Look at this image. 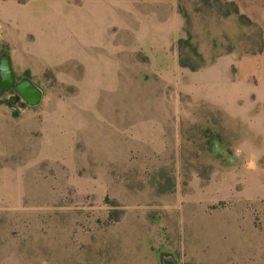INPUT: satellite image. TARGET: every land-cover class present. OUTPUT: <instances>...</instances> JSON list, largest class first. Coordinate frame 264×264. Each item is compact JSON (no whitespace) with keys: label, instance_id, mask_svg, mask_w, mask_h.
Masks as SVG:
<instances>
[{"label":"rangeland","instance_id":"374dc122","mask_svg":"<svg viewBox=\"0 0 264 264\" xmlns=\"http://www.w3.org/2000/svg\"><path fill=\"white\" fill-rule=\"evenodd\" d=\"M177 9L195 63L259 49L227 0ZM53 65L22 75L13 58L17 80L43 93L37 107L0 90V264H264V201L187 200L233 155L237 124L155 75H120L117 93L90 97L78 68Z\"/></svg>","mask_w":264,"mask_h":264},{"label":"crops","instance_id":"0c3cea01","mask_svg":"<svg viewBox=\"0 0 264 264\" xmlns=\"http://www.w3.org/2000/svg\"><path fill=\"white\" fill-rule=\"evenodd\" d=\"M229 1L261 32V51L225 55L194 72L178 64V0H0V44L22 75L54 70V62L78 68L90 97L114 95L120 75L143 72L219 113L240 128L233 155L206 184L195 177L187 200L264 201V0Z\"/></svg>","mask_w":264,"mask_h":264},{"label":"water","instance_id":"95a60500","mask_svg":"<svg viewBox=\"0 0 264 264\" xmlns=\"http://www.w3.org/2000/svg\"><path fill=\"white\" fill-rule=\"evenodd\" d=\"M0 90H11L14 95L9 98L12 106L18 109L37 107L42 100V91L30 79L17 80L7 53L0 55ZM169 263L168 260L165 261Z\"/></svg>","mask_w":264,"mask_h":264},{"label":"trees","instance_id":"16d2710c","mask_svg":"<svg viewBox=\"0 0 264 264\" xmlns=\"http://www.w3.org/2000/svg\"><path fill=\"white\" fill-rule=\"evenodd\" d=\"M228 5L233 8V14L238 15L242 20L246 21L248 24L252 25V22L245 16L242 15L236 6L235 3L228 1ZM177 49H178V64L181 68L187 69L189 71H197L200 68H202L204 65L203 63H195L192 61L191 57L197 60H201L200 55L197 53L196 49L192 47V45L189 43L186 39H179L176 43ZM185 49H188V52H184ZM261 51V44L259 46V49L256 52ZM255 52V53H256ZM254 53V54H255ZM219 114V113H218ZM202 178V177H201ZM204 179V178H203ZM209 177L205 178L204 180H208Z\"/></svg>","mask_w":264,"mask_h":264}]
</instances>
